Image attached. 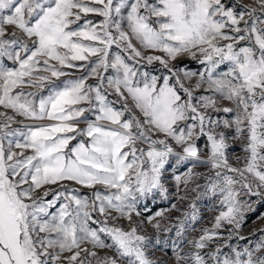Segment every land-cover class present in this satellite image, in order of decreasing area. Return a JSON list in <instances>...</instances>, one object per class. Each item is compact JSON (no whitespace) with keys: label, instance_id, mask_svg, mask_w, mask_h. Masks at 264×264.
<instances>
[{"label":"snow or ice","instance_id":"6c2138e0","mask_svg":"<svg viewBox=\"0 0 264 264\" xmlns=\"http://www.w3.org/2000/svg\"><path fill=\"white\" fill-rule=\"evenodd\" d=\"M182 56L204 71L175 67ZM0 107L12 112L0 111V264H160L134 216L139 199L167 193L173 157L193 165L177 185L210 165L204 188L221 209L188 241L177 218L174 264H264V235L229 243L247 239L238 230L252 198L264 202V0H0ZM230 138L244 153L236 164ZM225 225L227 240L210 248Z\"/></svg>","mask_w":264,"mask_h":264},{"label":"built area","instance_id":"2783aa9c","mask_svg":"<svg viewBox=\"0 0 264 264\" xmlns=\"http://www.w3.org/2000/svg\"><path fill=\"white\" fill-rule=\"evenodd\" d=\"M199 142L203 145L199 146ZM206 137H202L197 141V146L201 150L202 159L207 157L206 150ZM228 154V153H227ZM229 156V162L232 163V156ZM193 167L191 162H185L179 166L175 165V158H170L169 164L166 165V171L164 173L163 183L167 188V193L161 195L159 192H154L146 198L139 199L137 204V209L141 213L139 217L134 216V221H143L144 225L141 229L142 234L150 235L153 237L152 244L148 247V252L150 253V258L154 261L160 262V264H174L175 254H174V242H179V238L176 237V229L173 227L178 223V219L185 220L186 229L183 239L185 241L192 240L193 238H198L202 235L201 229L212 228L214 223V217L221 210L218 207L219 197H213L211 192H206L204 184L206 183V178L211 175L210 165L197 164L193 168V171L199 175L193 177L192 181L189 182L187 187L183 183L177 185L174 180V175L184 176L188 169ZM201 185L200 188H196V185ZM190 186V187H189ZM195 189V190H194ZM201 193V198L195 202L196 197ZM196 205V214L198 219L192 221L191 219H185L184 214H191V204ZM177 205L176 208H172V205ZM162 211L164 213L163 217H155V213ZM149 218H153L152 222L149 223ZM161 224V230L157 231L153 228V224L156 222ZM120 223L125 227H130L129 222L126 219H122ZM164 227H173L172 232H164L162 229ZM231 226L225 225L218 231L222 233V236L216 239L214 242H210V248H215L216 245H222L228 238V232ZM159 237L162 241L160 245H156L155 238ZM246 237V234L244 235ZM229 243L233 246H238L232 241ZM180 247L183 250H187L191 247L188 243H182ZM240 247H243L241 245ZM228 249L225 248L224 251ZM107 250H101V255H103Z\"/></svg>","mask_w":264,"mask_h":264},{"label":"rangeland","instance_id":"374dc122","mask_svg":"<svg viewBox=\"0 0 264 264\" xmlns=\"http://www.w3.org/2000/svg\"><path fill=\"white\" fill-rule=\"evenodd\" d=\"M241 3H249L250 0H240ZM134 43H137L134 41ZM137 46L139 47V44L137 43ZM145 54H155V55H162V53L159 52H152L151 50L144 49L143 50ZM175 67L182 69V70H187L190 72H196L199 73L201 71H204V66L201 65L197 60H193L188 56H182L178 58L175 62ZM171 66V65H170ZM142 70L149 71L151 74H155L157 76H163L167 75V71L162 68V66L158 62H154L152 65H147L143 64L142 62ZM226 68L225 66H221L219 71H225ZM76 75H80L79 72L75 73ZM181 78H183V71L180 73ZM199 77H193L191 80H184L185 86H190L193 85L195 80L198 79ZM65 79V78H61ZM92 82V81H89ZM205 88L207 87L206 85L204 86ZM31 90V89H30ZM194 94L196 96H201V95H212L210 92H205L203 89H196ZM110 99H115V97H110ZM218 101V107L223 108V107H231L232 105L230 102L225 101L220 99L218 96L215 97ZM116 107H120L119 104L116 105ZM0 111H8L9 115H12L11 110H5L2 107H0ZM89 118H91V115H89ZM127 118V116H126ZM214 118H220V119H231L232 114L230 113H224V112H217L214 113ZM17 119H21V117H17ZM27 123H32L31 121H26ZM39 123V122H36ZM18 125H13V127H17ZM229 143V148L227 150V153L232 156V163L236 164V157L237 156H243L244 153L242 151V146L238 140H232L231 138L228 141ZM231 143V144H230ZM199 146H203L201 142H199ZM72 187H79L82 193H88L89 190L86 188H82L79 185L72 184L70 185ZM187 186H185L186 188ZM190 187V186H189ZM201 193L199 192V195L196 197L195 202L198 203V201L201 198ZM252 211H249L245 214V221L243 226L238 230V233L240 236H244L246 234L247 239L246 240H239L238 238H233L231 241L234 244H238V246L241 245H246L249 240L251 241H256L260 238L261 235H264V233L260 232V229H264V202L258 201L255 197L252 198ZM253 215V216H252ZM95 226V225H93ZM255 232V235H252V233ZM230 241V242H231ZM218 245V244H217ZM216 245V246H217Z\"/></svg>","mask_w":264,"mask_h":264},{"label":"bare ground","instance_id":"6f19581e","mask_svg":"<svg viewBox=\"0 0 264 264\" xmlns=\"http://www.w3.org/2000/svg\"><path fill=\"white\" fill-rule=\"evenodd\" d=\"M231 144V143H230Z\"/></svg>","mask_w":264,"mask_h":264},{"label":"trees","instance_id":"16d2710c","mask_svg":"<svg viewBox=\"0 0 264 264\" xmlns=\"http://www.w3.org/2000/svg\"><path fill=\"white\" fill-rule=\"evenodd\" d=\"M253 216V215H252Z\"/></svg>","mask_w":264,"mask_h":264}]
</instances>
